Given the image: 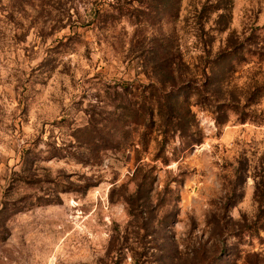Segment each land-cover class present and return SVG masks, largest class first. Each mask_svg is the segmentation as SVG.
Listing matches in <instances>:
<instances>
[{"label":"rangeland","instance_id":"rangeland-1","mask_svg":"<svg viewBox=\"0 0 264 264\" xmlns=\"http://www.w3.org/2000/svg\"><path fill=\"white\" fill-rule=\"evenodd\" d=\"M217 2L0 0V264H264V0Z\"/></svg>","mask_w":264,"mask_h":264},{"label":"trees","instance_id":"trees-1","mask_svg":"<svg viewBox=\"0 0 264 264\" xmlns=\"http://www.w3.org/2000/svg\"><path fill=\"white\" fill-rule=\"evenodd\" d=\"M185 0H126L128 4L132 3L136 5V10L141 12L145 19L154 20L155 23L162 22L168 20L171 23L179 20V16L181 13V9L183 6V2ZM192 1V0H189ZM231 4V0H218L217 5L215 7L216 10L221 11L220 16L226 17L229 15V6ZM124 9L123 5H117V10L122 11ZM101 13V12H100ZM113 14L105 13L102 16H111ZM202 15L196 16V25L201 26ZM94 19V18H93ZM96 21V20H94ZM200 27H196L199 29ZM228 28V25L225 26V29ZM201 31V29L199 30ZM153 52L159 58L161 63H167V66L172 68V72H174V67L177 63V57L172 55V52L176 50V47L170 43L168 37L162 35L159 39L154 40ZM180 63L182 66H185V70L190 68V63L183 58H180ZM181 77V75H179ZM175 77H173V81L171 83L174 84ZM164 83L162 82L161 85ZM181 91H175L173 85L169 90L163 91L159 98L155 99V104L157 103L158 109L155 112L154 108L148 110V116L154 119V116L165 118L164 122L160 120V125L167 128L171 127L174 130H181L187 128V122H182V116L179 113V108H177V104L179 103L178 94ZM189 123V122H188Z\"/></svg>","mask_w":264,"mask_h":264}]
</instances>
